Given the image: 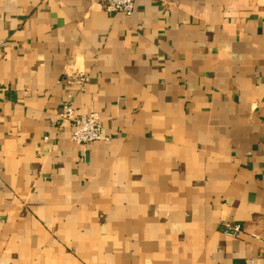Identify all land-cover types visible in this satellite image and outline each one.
<instances>
[{"label":"crops","instance_id":"1","mask_svg":"<svg viewBox=\"0 0 264 264\" xmlns=\"http://www.w3.org/2000/svg\"><path fill=\"white\" fill-rule=\"evenodd\" d=\"M1 42L0 264H264V0H0Z\"/></svg>","mask_w":264,"mask_h":264},{"label":"built area","instance_id":"2","mask_svg":"<svg viewBox=\"0 0 264 264\" xmlns=\"http://www.w3.org/2000/svg\"><path fill=\"white\" fill-rule=\"evenodd\" d=\"M137 0H101L103 7L107 13L113 15H123L131 17L135 12ZM165 3V0H154ZM5 47V43H0V50ZM90 78L86 74H77L74 82L78 86H85L89 83ZM61 118L71 128V141L76 145L89 147L101 140L102 137V121L97 114L76 115L73 102H68L63 106ZM240 226L226 224L224 226L225 235L237 237L241 233Z\"/></svg>","mask_w":264,"mask_h":264}]
</instances>
